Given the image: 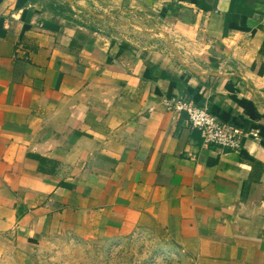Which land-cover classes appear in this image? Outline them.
<instances>
[{"label":"crops","instance_id":"1","mask_svg":"<svg viewBox=\"0 0 264 264\" xmlns=\"http://www.w3.org/2000/svg\"><path fill=\"white\" fill-rule=\"evenodd\" d=\"M142 10L163 32L114 24ZM166 95L242 124L241 148ZM60 235L264 264V0H0V260Z\"/></svg>","mask_w":264,"mask_h":264},{"label":"rangeland","instance_id":"2","mask_svg":"<svg viewBox=\"0 0 264 264\" xmlns=\"http://www.w3.org/2000/svg\"><path fill=\"white\" fill-rule=\"evenodd\" d=\"M90 11L96 13L93 10ZM88 15L90 16L89 12ZM114 24L130 32L131 30L145 32L146 29L150 32H157L161 27L157 19H149L144 15L143 10L139 11L135 17L122 12L115 14ZM144 249L143 243L131 241L108 243L93 239H78L71 235H60L35 248L33 256L26 257L24 260L8 256L1 259L0 264H149L150 261H152L151 264H156L159 262L158 259H147Z\"/></svg>","mask_w":264,"mask_h":264},{"label":"built area","instance_id":"3","mask_svg":"<svg viewBox=\"0 0 264 264\" xmlns=\"http://www.w3.org/2000/svg\"><path fill=\"white\" fill-rule=\"evenodd\" d=\"M161 103L174 114L184 112L190 126L199 132L204 146L236 151L241 148L243 138L249 133L242 124L221 120L206 107L199 106L184 96L166 95Z\"/></svg>","mask_w":264,"mask_h":264},{"label":"water","instance_id":"4","mask_svg":"<svg viewBox=\"0 0 264 264\" xmlns=\"http://www.w3.org/2000/svg\"><path fill=\"white\" fill-rule=\"evenodd\" d=\"M90 14H92L93 16H96V17H99V18H102V15H100V14H96V13H94V12H92V11H88ZM104 18V17H103ZM158 32H163V31H161V30H158Z\"/></svg>","mask_w":264,"mask_h":264}]
</instances>
